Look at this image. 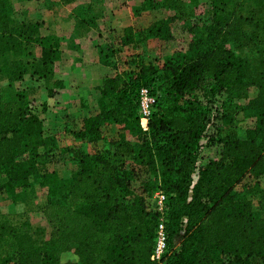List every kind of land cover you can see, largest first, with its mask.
<instances>
[{"label":"trees","instance_id":"obj_1","mask_svg":"<svg viewBox=\"0 0 264 264\" xmlns=\"http://www.w3.org/2000/svg\"><path fill=\"white\" fill-rule=\"evenodd\" d=\"M210 4L206 34L191 42L192 54L181 62L159 70L139 59L135 71L93 81L98 111L67 125L79 140L67 148L78 164L61 179L47 166L58 150L44 129L42 107L22 90L11 94L26 73L54 76L59 39L41 35L38 22L15 23L10 0H0V175L11 189L40 172L47 189L41 211L51 227L44 238L26 221H0V241L10 243L15 264H154L158 216L151 200L158 189L168 197L172 247L162 264H214V250L218 264H264V0ZM124 32L133 36L132 27ZM138 33L162 36L163 20ZM246 33L253 36L254 65L228 46ZM30 46L40 47L38 59ZM142 87L156 96L147 130L140 123ZM242 113L256 124L239 137ZM106 125L116 126L114 135L105 136ZM208 144L216 145V156L200 164ZM8 261L0 253V264Z\"/></svg>","mask_w":264,"mask_h":264},{"label":"rangeland","instance_id":"obj_2","mask_svg":"<svg viewBox=\"0 0 264 264\" xmlns=\"http://www.w3.org/2000/svg\"><path fill=\"white\" fill-rule=\"evenodd\" d=\"M23 1V0H22ZM102 0L93 3L94 12H103L105 19L103 21L106 34L104 40L106 42V51L108 52V62L112 69L111 74L118 71H135V62L139 59L151 62L161 70L165 63H179L185 56L191 55V42L197 41L200 37H204L205 27L210 23L211 19V4L210 0ZM78 4H70L65 8L74 7V11L84 13L87 10V2L77 0ZM38 4L37 0L21 2V0H10L8 13L11 15L15 23L25 22L23 17L24 10L34 11ZM167 5L169 7L164 6ZM62 9V10H63ZM30 11V12H31ZM32 13V12H31ZM33 14V13H32ZM115 17L113 18V16ZM38 16L28 18V21H33ZM170 22L167 20L171 19ZM156 20H163L165 33L160 37H140L139 31L144 30L147 26ZM165 21V22H164ZM113 29H111L112 27ZM127 27L133 28V36H127L124 30ZM104 35V34H103ZM253 36L249 33L242 35L240 40L235 43H229L228 46L238 56L247 58L254 65V59L257 56L255 50H252L251 44ZM32 53H36L35 47L30 46ZM2 61L0 59V65ZM85 70V69H84ZM57 71H60L59 68ZM70 77L67 76V93L69 98L76 95V99L62 100L66 103L67 109L74 108L73 113L79 117L94 114L98 111L97 96H93L85 88V80L91 75L102 76L105 72L99 70H90L84 75L74 77L77 72L83 70H71ZM61 72V71H60ZM58 72L56 75L63 76V73ZM30 74V73H29ZM74 74V76H73ZM99 79V78H97ZM96 80V79H94ZM93 80V81H94ZM2 84L6 85V80H2ZM79 84V85H78ZM93 85V83H92ZM35 86V85H33ZM32 86L28 82H15L11 94L15 95L17 90L25 92L28 101L38 108L43 106L40 103V97H37L38 92H31ZM26 90V91H24ZM33 93H35L33 97ZM81 98V100H80ZM240 104H247V101H237ZM72 114V113H69ZM242 113L239 116V121L236 125V132L239 137H244L246 132L254 128L256 124L255 116H244ZM49 133L53 134L51 128H47ZM57 131V130H56ZM105 136H112L116 132V126L106 125L103 127ZM56 135V134H55ZM57 136V135H56ZM62 137V138H61ZM62 145L68 144V139H63V136L58 137ZM67 141V142H66ZM70 144V143H69ZM216 156V145H205L200 152L198 162L205 164L208 160ZM56 161V162H55ZM55 161L48 162L47 166L57 168L58 178L65 179L77 168L71 159H68L66 152L58 150ZM7 178L0 175V221L11 220L13 223L26 221L30 226L36 228V235L48 238L51 232V227L42 214V207L47 200V189L41 185L42 177L40 172L32 177L28 185L24 187L22 183L16 182L11 189L4 187ZM260 186L264 190V174L260 177ZM9 189V190H8ZM243 195L240 187L236 188L235 196ZM258 195H253L252 199L256 200ZM14 199H16L14 201ZM0 253L8 258V264H15V253L7 240L0 241ZM214 264H218L220 252L214 250L212 252Z\"/></svg>","mask_w":264,"mask_h":264},{"label":"crops","instance_id":"obj_3","mask_svg":"<svg viewBox=\"0 0 264 264\" xmlns=\"http://www.w3.org/2000/svg\"><path fill=\"white\" fill-rule=\"evenodd\" d=\"M28 1L31 0H21V2ZM83 1L88 3L87 10L84 13L74 11V7L63 9V6L66 7L74 3L75 5L78 4L76 3L77 0H37L38 4H36L37 6H35L36 9L34 11L24 10L23 17L25 21L32 16H38L33 21L39 23L41 35H54L59 39L61 53L59 59L55 62L56 73L53 77L46 78L40 75L26 73L23 79L19 81L20 83L28 82L32 86L30 88L31 92H38L37 97L40 98L37 99H40V103L43 104L40 117L44 129L47 134H51L47 128L55 131L51 135L55 138L57 150L65 151L66 156L74 162V165H77L78 162L67 152V148L76 145L79 143V140L72 132L67 130V125L73 120H80L82 117H79L75 112L73 113L74 108L67 109L66 103L62 102L64 99L71 100L77 97L76 95H72L69 98L67 94L69 92V89H67V76L70 77L71 70H83L80 73L77 72L75 76L73 74L77 79L80 74L84 75V71L87 74L86 70L87 72L90 70L106 71L102 76L91 75V77L89 76L87 78V81L85 80V84H87L85 88L90 94L97 96L98 99L99 92L93 88V80L115 74L110 73L109 69L112 68L107 62V58H105L108 53L105 50L107 44L104 40L107 30L106 28L104 30L105 26L103 27L102 25L104 24L105 14L99 12V10L98 12H94L93 9V3L97 2L98 4L99 2L100 4L102 0ZM35 51L37 54L35 53L34 58L38 59L40 47L36 46ZM58 68L61 72L57 71ZM58 72L63 73V76L56 75ZM49 89H52L50 94L48 93ZM35 93H33L34 98L36 97L34 96ZM60 136L72 142L62 145L58 140ZM50 170L57 172V168H51Z\"/></svg>","mask_w":264,"mask_h":264},{"label":"built area","instance_id":"obj_4","mask_svg":"<svg viewBox=\"0 0 264 264\" xmlns=\"http://www.w3.org/2000/svg\"><path fill=\"white\" fill-rule=\"evenodd\" d=\"M156 96L151 93L149 88L142 87L139 91V114L140 123L144 130L148 129V121L151 116ZM151 207L157 213V223L154 230V243L150 253V260L154 264H162L165 255L168 253L169 246L168 233L166 230V218L168 214V197L161 190L158 189L154 192L151 200ZM178 239L175 240V245Z\"/></svg>","mask_w":264,"mask_h":264}]
</instances>
